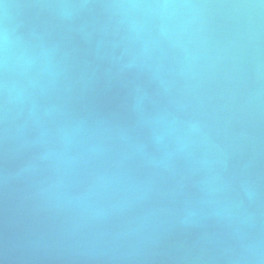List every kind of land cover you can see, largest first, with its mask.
Wrapping results in <instances>:
<instances>
[{
  "label": "water",
  "instance_id": "95a60500",
  "mask_svg": "<svg viewBox=\"0 0 264 264\" xmlns=\"http://www.w3.org/2000/svg\"><path fill=\"white\" fill-rule=\"evenodd\" d=\"M60 2L0 0V264H264L260 0Z\"/></svg>",
  "mask_w": 264,
  "mask_h": 264
},
{
  "label": "clouds",
  "instance_id": "9594fccd",
  "mask_svg": "<svg viewBox=\"0 0 264 264\" xmlns=\"http://www.w3.org/2000/svg\"><path fill=\"white\" fill-rule=\"evenodd\" d=\"M58 9L66 8H79L84 5L74 2V0H62V2L54 5ZM116 7H139L141 5H115ZM166 6V5H165ZM248 7H264V0H260L259 4L247 5ZM11 33L6 26L2 31H0V71L7 72L11 65ZM15 85L9 84L7 80L0 82V92L3 94V108L5 113L8 110L9 105H13L18 102V96L14 95ZM257 260H261V256L257 254L255 257Z\"/></svg>",
  "mask_w": 264,
  "mask_h": 264
}]
</instances>
